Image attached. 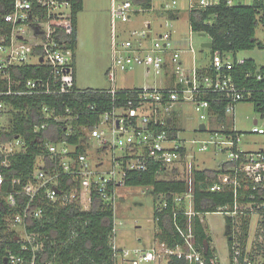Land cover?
<instances>
[{"label": "built area", "instance_id": "1", "mask_svg": "<svg viewBox=\"0 0 264 264\" xmlns=\"http://www.w3.org/2000/svg\"><path fill=\"white\" fill-rule=\"evenodd\" d=\"M1 2V7L5 8L6 0ZM161 2L159 8L166 16L158 24L162 30L147 44L146 39L152 31L151 21L144 20L140 29L132 28L124 39H120L117 24L130 22L140 11H153L152 3L147 9L136 6L134 0H110L112 63L106 75L111 83L105 89L89 90L75 84L71 41L75 30L73 0H10L8 10L1 13L8 29L0 35V74L5 80V88L0 89V114L7 108L2 96L29 95L39 100L42 114V122L35 129L44 127L50 120L63 127L58 140L43 141L42 151L36 156L31 176L25 182L12 179L4 187L7 180L0 172V199L10 211L4 220L18 234L23 248L33 243V235L26 230V221L41 215V200L59 205L76 203L86 210L90 208L92 198L98 196L113 211L111 248L116 264L118 261L119 264H171L173 257L184 259L189 264H205L202 252L194 245L189 220L196 214L193 171L199 169L196 164L199 162L191 145L197 144V151L209 149L214 155L226 156L217 166L233 163L207 186L210 191L232 193L231 204L219 205L213 211L221 212L225 220L229 219L231 235L234 236L238 230L240 219L249 217L251 220L252 214L258 217L253 241L251 239L250 244L247 243L242 259L237 242H233V252L231 257L228 255L227 264L264 263V148H242L239 145L242 134L233 127V119L229 118L234 114L237 103L247 102L243 89L236 85L230 73L234 64L232 55H221L215 51L208 61L197 65L190 38L187 48L181 49L172 36V19L166 14L178 8L177 0ZM186 2L189 14L193 10L215 6L220 0ZM225 2L232 5L244 0ZM182 51L192 54L189 63L183 60ZM243 60L236 57L238 63ZM37 63L47 66V74L27 79L24 88L15 90L10 66ZM134 65L142 66L145 76L153 74L159 85L117 87L116 71L127 70ZM86 92L106 94L109 100L99 98L97 103H85L79 95ZM209 92L223 95L224 122L218 121V114L212 108L213 102L223 99L212 101L206 96ZM181 103L190 104L199 118L194 137L179 136L181 126L176 105ZM260 117L264 121V116ZM257 122L258 119L254 118L250 132L264 134V126H258ZM200 124L204 125L203 130L198 128ZM198 134H203V137ZM21 150H25V146L17 137L12 141H0V152L4 155L1 164L8 165L7 157ZM151 166L157 168V175L175 169L183 172L186 189L173 197L175 202L184 204L181 212L188 218L185 228L176 227L182 241L174 247L157 240V245L152 247L119 248L114 241L118 188L124 185L129 172H143ZM159 196L163 197L162 194ZM166 206V200L159 201L156 209L161 211ZM205 213H197L202 221L201 215ZM39 246L34 245L35 248ZM214 254L216 264H224L216 252ZM2 257V264H35L34 255L27 258L8 250Z\"/></svg>", "mask_w": 264, "mask_h": 264}, {"label": "trees", "instance_id": "2", "mask_svg": "<svg viewBox=\"0 0 264 264\" xmlns=\"http://www.w3.org/2000/svg\"><path fill=\"white\" fill-rule=\"evenodd\" d=\"M6 2L7 6L2 8L0 0V35L8 29L1 17V13L9 8L10 0H6ZM134 4L148 9L151 0H134ZM81 8L82 0H73L75 30L71 41L74 50L76 16ZM178 11V9L168 11V18L175 19ZM188 15L191 31L206 35L207 40L211 42L209 56L215 51L221 55L231 53L234 61L233 68L230 70L233 81L243 89L246 96L245 101L251 102L254 110L264 116V66H256L254 60L248 57H244L243 62L238 63L235 56L236 52L240 50L255 47L264 49V42L255 37L258 23L264 26V0H250L249 3L241 2L232 5H227L225 0H220L215 6L193 10ZM9 70L15 82L13 87L15 90L24 88L27 79L43 77L48 72L47 66L43 63L10 66ZM257 75H260V78ZM4 88L5 80L0 74V89ZM79 96L85 103H97L99 98L109 100L108 95H96L93 92H86ZM206 96L212 101L215 98L223 99L217 103L213 102L212 108L218 114V121L224 122L225 101L223 95L209 92ZM1 98L6 103V109L10 108L8 111L10 117L7 126L0 128V141H12L17 137L25 146V150L15 152L7 157L8 165L1 164L4 155L0 152V172L7 180L4 185L6 187L12 179H20L21 182H25L31 176L35 158L42 151L43 141L58 140L63 134V127L50 120L44 127L35 129L42 122V114L39 110V100L32 96L4 95ZM232 164L225 162L212 168H200L193 171V207L196 214H193L189 220L194 235V245L202 252L205 264H216L215 250L210 243L211 236L208 228L197 213L213 212L219 205L232 203L231 192L207 189L208 184L216 181L218 174L225 172ZM156 169L155 166H151L143 172H129L125 177L124 185L151 186L158 198V200H154L156 226L154 236L168 247H174L176 243L182 241L176 227L178 225L185 228L188 218L181 212L185 207L184 204L175 202L173 197L182 193L187 185L183 179H160L157 177ZM160 194L163 197H160ZM163 200L167 201V206L158 211L156 207L159 201ZM40 207L42 208L41 215L26 221V230L33 235V243L27 244V248H23L22 241L18 240V234L4 220L6 213L10 211L6 209L0 199V264L3 263L2 254L8 250L17 256L27 258L34 255L35 264H116L111 248L113 211L110 206L101 202L98 196L92 198L91 206L86 210L81 209L76 203L59 205L47 200H41ZM228 221L229 219L225 220L228 255L231 257L233 242H237L236 245L241 250L240 259H242L249 237L250 218L240 219L238 230H235L234 236L231 235ZM37 244L40 246L35 248L34 245ZM257 247H261L259 243ZM170 263L189 264L186 260L175 257L171 259ZM254 264L259 263L255 262Z\"/></svg>", "mask_w": 264, "mask_h": 264}, {"label": "rangeland", "instance_id": "3", "mask_svg": "<svg viewBox=\"0 0 264 264\" xmlns=\"http://www.w3.org/2000/svg\"><path fill=\"white\" fill-rule=\"evenodd\" d=\"M106 1V3H105ZM248 1V0H244ZM104 3L107 7L110 0H88L85 13L82 17V30L74 50V77L75 84L78 88H92L105 89L110 86V81L106 75L107 69L112 63L111 55V40L112 31L110 24V12L108 11L107 20L102 15V8ZM159 0H153V5L158 6ZM186 0H177L176 6L181 10L179 17L172 20V36L175 39H185L184 47L187 48V41L190 38L193 55L196 64L205 63L209 59V48L201 46L207 40V36L192 32L189 25V15L186 9ZM95 5V6H94ZM99 8L98 12L96 8ZM101 9V10H100ZM100 15V18L98 17ZM166 16H156L152 11H140L138 15H134L130 22L117 24V31L119 26L120 39L129 36V31L140 29L144 20L151 21L152 31L146 39V43L150 44L157 33L162 30L159 23H161ZM166 28V27H164ZM255 37L264 42V26L258 23L255 29ZM178 42V41H177ZM254 60L256 66H264V49L255 47L248 50H240L236 52V57L243 56ZM181 56L189 63L192 54L188 51H182ZM232 58V56H231ZM116 85L122 88L141 87L144 85H159L158 78L153 74L144 75V68L142 66H133L127 70L116 71ZM10 108L6 109L0 115V128H4L8 124L10 117ZM176 115L179 119L180 137H194L197 132L194 129L199 124V118L194 109L188 103H181L176 105ZM230 120L233 127L239 131L240 136L239 145L246 150H256L264 148V134H256L250 132L253 125V119H258L257 125L264 126V121L260 114L254 110L251 102H239L236 104L234 114L231 115ZM232 118V119H231ZM229 125L230 122L228 121ZM203 137V134H198ZM191 147L196 153V158L199 163L197 168H212L224 161L226 156L224 154L214 155L209 149L206 151H197V144H192ZM160 179H183L184 175L180 169L174 171H166L164 174H158ZM154 200H158L151 186H120L117 192L115 203V221L116 232L114 234V241L117 247H152L157 245V239L154 236L156 231L154 221ZM204 223L208 228L211 236V245L216 249L218 258L227 264L228 247L227 234L225 225V216L221 212H207L201 215ZM257 215L252 214L249 226V238L254 237L253 232L256 226ZM253 241V239H252ZM120 261H118V264ZM164 263V262H161Z\"/></svg>", "mask_w": 264, "mask_h": 264}, {"label": "crops", "instance_id": "4", "mask_svg": "<svg viewBox=\"0 0 264 264\" xmlns=\"http://www.w3.org/2000/svg\"><path fill=\"white\" fill-rule=\"evenodd\" d=\"M87 1L88 0H82V8H81V10L77 13V16H76V45H77V41H78V39H79V35H80V32H81V30H82V27H83V24H82V15H83V13H85V9H86V6H87ZM98 0H96V2H97ZM245 3H249L250 2V0H248V1H244ZM105 3H106V1H105ZM104 3V6L103 7H101L102 8V11H103V16L105 17V19L107 20V18H108V16H107V14H108V11L110 12V7L108 6L107 7V4H105ZM152 6H153V14L156 16V18L157 17H159V16H165V14L163 13V11L159 8L160 7V5H161V0H159V3H158V6H154L153 5V0H152ZM109 5H110V3H109ZM95 6V5H94ZM96 8V7H95ZM181 8V7H180ZM180 8H177L178 10H181ZM97 9V12H98V10H99V8H96ZM101 10V9H100ZM179 12V11H178ZM138 15V14H137ZM167 15V14H166ZM179 16V15H178ZM99 18H100V15L98 16ZM111 24V23H110ZM123 24V23H122ZM118 32V31H117ZM119 32H121V30H120V26H119ZM119 32H118V34H119ZM178 41V42H177ZM208 40H206V41H204V42H207ZM174 42L176 43V45H177V47H184V44H185V39L183 40V39H175L174 40ZM203 42V43H204ZM76 45H75V48H76ZM239 57H242V58H244V57H246L245 55H243V56H239ZM183 58V57H182ZM183 60L184 61H186L184 58H183ZM200 64H204V63H200ZM211 243V242H210ZM214 248V247H213ZM215 250V252H216V249H214ZM217 253V252H216ZM228 256V255H227ZM225 264V263H224Z\"/></svg>", "mask_w": 264, "mask_h": 264}, {"label": "water", "instance_id": "5", "mask_svg": "<svg viewBox=\"0 0 264 264\" xmlns=\"http://www.w3.org/2000/svg\"><path fill=\"white\" fill-rule=\"evenodd\" d=\"M201 46L211 47V42L210 41L204 42V43L201 44ZM198 128L200 130H203L204 129V125L203 124H200Z\"/></svg>", "mask_w": 264, "mask_h": 264}]
</instances>
